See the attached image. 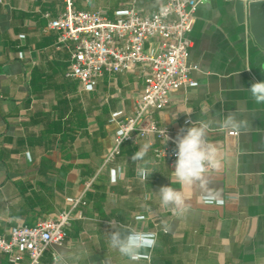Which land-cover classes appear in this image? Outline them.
<instances>
[{
	"label": "crops",
	"instance_id": "1",
	"mask_svg": "<svg viewBox=\"0 0 264 264\" xmlns=\"http://www.w3.org/2000/svg\"><path fill=\"white\" fill-rule=\"evenodd\" d=\"M238 0H214L196 8L189 62L196 84L171 94L156 113L176 137L187 120L208 124L207 140L217 149L220 169L207 171L223 204H207L197 186L175 182L174 164L158 158L154 137L125 142L103 166L114 146L112 117L134 113L145 80L139 71L105 72L93 90L66 75L73 42L59 43L48 29L63 0L0 1V234L20 224L57 217L70 208L66 198L82 197L63 245L51 244L39 263L53 264H264V103L248 91L264 81V47L251 32L249 17L238 19ZM163 0H75L79 10H102L111 19L135 6L159 10ZM229 112L246 127H225ZM190 113V115H188ZM227 130L238 131L230 135ZM151 142L144 160L153 173L137 176L144 161L132 155ZM183 192L188 207L180 213L161 206L158 190ZM149 197L145 199V197ZM143 217V219H138ZM118 228L153 232L157 244L149 260L130 261L109 246ZM0 264H13L0 251ZM20 264H33L25 253Z\"/></svg>",
	"mask_w": 264,
	"mask_h": 264
},
{
	"label": "built area",
	"instance_id": "2",
	"mask_svg": "<svg viewBox=\"0 0 264 264\" xmlns=\"http://www.w3.org/2000/svg\"><path fill=\"white\" fill-rule=\"evenodd\" d=\"M63 2L64 9L58 16H45L49 18L48 29L59 32L60 44H74L67 76L79 79L86 90L95 89L105 72L137 70L145 80L134 113L112 117L117 124L114 146L104 156L103 166L120 153L123 143H136L149 136L165 143L154 149L156 156L169 157L175 164L171 129L160 124L156 113L167 107L174 91L196 84L191 74L196 66L189 62L193 46L189 34L200 0H163L162 7L150 14L130 6L118 12L115 19L102 10H79L75 0ZM227 133L237 135L238 131ZM66 200L70 208L57 217L41 218L32 226L20 224L8 234H0V251L13 264H20L25 253L36 264L51 244L63 245L75 218L74 209L85 204L82 197L70 196Z\"/></svg>",
	"mask_w": 264,
	"mask_h": 264
},
{
	"label": "clouds",
	"instance_id": "3",
	"mask_svg": "<svg viewBox=\"0 0 264 264\" xmlns=\"http://www.w3.org/2000/svg\"><path fill=\"white\" fill-rule=\"evenodd\" d=\"M200 2L207 8L211 7V0H200ZM248 91L256 103H264V81L252 82ZM186 124L190 126L181 128L173 139V143L176 145L174 154L177 158L173 171L175 182L181 186H197L203 201L207 204L213 202L223 204L224 201L220 198L221 190L214 188L206 175L209 168L218 171L221 167L220 161L217 159V149L207 141L208 124L197 125L191 120H187ZM222 124L225 127L237 129L246 127L244 121L236 119L235 112H229L224 117ZM168 139L170 138L168 137ZM150 147L151 142L144 143L131 157L134 161H144L143 165L137 168V176L141 180H147L153 173V170L148 167L150 161L144 160ZM157 192L161 206L165 209L170 208L174 213H180L188 207L183 192L172 186H161ZM148 198L145 197V199ZM138 219H143V217H138ZM109 224L114 229L109 238V246L112 249L118 250L122 256L133 262L150 259L145 250L153 249L156 246L157 235L155 233L134 228L121 230L115 221H109ZM63 257V252L55 254L54 264H63Z\"/></svg>",
	"mask_w": 264,
	"mask_h": 264
},
{
	"label": "water",
	"instance_id": "4",
	"mask_svg": "<svg viewBox=\"0 0 264 264\" xmlns=\"http://www.w3.org/2000/svg\"><path fill=\"white\" fill-rule=\"evenodd\" d=\"M238 19L245 23L249 17L251 32L264 47V0H238Z\"/></svg>",
	"mask_w": 264,
	"mask_h": 264
}]
</instances>
